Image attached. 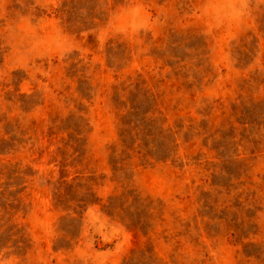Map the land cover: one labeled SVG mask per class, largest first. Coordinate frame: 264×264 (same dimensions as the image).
<instances>
[{
	"label": "rangeland",
	"instance_id": "374dc122",
	"mask_svg": "<svg viewBox=\"0 0 264 264\" xmlns=\"http://www.w3.org/2000/svg\"><path fill=\"white\" fill-rule=\"evenodd\" d=\"M0 264H264V0H0Z\"/></svg>",
	"mask_w": 264,
	"mask_h": 264
}]
</instances>
